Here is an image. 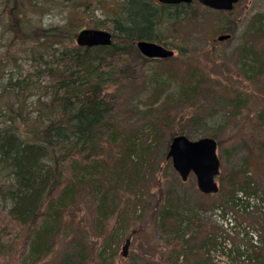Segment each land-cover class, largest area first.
I'll return each instance as SVG.
<instances>
[{"label":"rangeland","instance_id":"1","mask_svg":"<svg viewBox=\"0 0 264 264\" xmlns=\"http://www.w3.org/2000/svg\"><path fill=\"white\" fill-rule=\"evenodd\" d=\"M41 1H19L26 4L23 8L27 14L25 20L18 21L17 13L23 10L18 2L0 0V13L5 10L10 17L6 24L16 20L1 32L4 22L0 17V54L6 51L10 55L9 47L19 45V30L38 40L46 32L40 29L34 33L35 28L49 31L57 27L67 34L65 28L73 30L77 25L98 27L93 26L95 20L103 21L101 27L112 31L113 12L123 0ZM184 10L190 15L182 23L166 19L157 26L176 55L166 61L145 60L129 50L119 57L125 63L117 67L120 86L108 88L113 122L119 131L137 134L142 128L138 138L147 142L149 122H158L162 128L159 142L144 150L141 159L154 172L151 188L142 186L139 202L124 190L115 192L116 209L110 210L116 213L105 216L100 224L96 222L93 193L85 188L74 197L71 216H66L69 221L81 222L83 229L62 221L46 243L30 255L26 249L32 239L30 230L11 221L7 206L0 203V264H61L67 254L72 261L84 254L82 264H208L205 256L209 264L264 262V73L259 71L264 67L257 62L264 60V0H240L231 13L200 3ZM234 21L237 27L232 37L217 41L216 36L226 32L225 25ZM50 42L40 51L45 57L55 47L54 38ZM14 58L22 74L36 78L29 55L15 54ZM14 58L7 62L5 77L15 69ZM191 70L200 78L194 81L197 88L184 97L187 101L178 100L177 89ZM31 96L35 98L36 93ZM180 130L194 139L204 135L218 139V193L208 197L202 194L194 174L185 182L178 178L166 150L170 134ZM125 160L132 172L136 156L132 153ZM249 181L250 186L246 184ZM241 187L245 188L238 190L243 201L230 207L228 194ZM169 188L176 190L170 193ZM130 196L131 201L127 199ZM168 196L176 205L171 208L173 218L162 226L158 214ZM221 204L224 208L218 207ZM121 210L125 220L121 229L115 230ZM176 225L180 231L174 232ZM177 232H186L183 241L177 240ZM127 238L131 242L128 255L123 256ZM77 239H81L82 253L78 252ZM256 251L261 252L259 260L254 258Z\"/></svg>","mask_w":264,"mask_h":264},{"label":"trees","instance_id":"2","mask_svg":"<svg viewBox=\"0 0 264 264\" xmlns=\"http://www.w3.org/2000/svg\"><path fill=\"white\" fill-rule=\"evenodd\" d=\"M13 1L14 4L18 2L21 9L26 5L19 3L21 0ZM41 4H45V0ZM196 4H199L198 1L168 5L158 0H123L112 16L115 37L121 42L82 47L74 43L73 37H76L77 28L85 25H77L73 30L65 28L67 34L57 27L49 31L39 27L34 29V33L40 29L46 32L41 38L32 39L24 29V32L19 30V45L9 47L10 55L6 51L0 54V203L7 206L11 221L30 230L32 239L26 247L28 255L39 250L62 221L83 229L81 222L69 221L66 216H71L70 211L76 205L74 197L85 188L93 193L98 224L106 219L105 216L116 213L115 192L124 190L139 202L142 200V186L147 190L151 188L154 172H150L141 159L144 150L159 142L162 128L158 122L148 123L150 130L146 136L149 135L147 140L152 141L151 144L138 138L142 128L136 131L137 134L132 131L124 134L122 129L119 131L118 125L113 122V103L108 88L111 85L120 86L122 78L117 67L119 63H125L120 62L119 57L135 47L134 41L144 38L164 43L157 26L166 19L182 23L190 13L184 8ZM98 5H101L99 1ZM183 10L186 15H183ZM0 14L4 22L1 32H4L16 20L6 24L9 14L5 10ZM26 14L23 8L17 13L18 21L25 20L23 17ZM94 21L93 26H104L103 21ZM225 30L234 32L233 22L226 24ZM53 38L55 47H51L52 52L45 57L40 51L44 46L51 45ZM15 54L29 55L33 60L35 79L21 73ZM11 56L15 59V69L11 68L5 77L3 73ZM259 65L264 67V60ZM259 71L264 73V68ZM196 80L200 78L191 70L177 89L178 100L187 101L184 97L194 94ZM34 93L36 96L32 99ZM113 147L116 150L113 151ZM132 153L136 162H133L131 172L126 168L125 159ZM144 168L146 172H143ZM250 183L246 182L248 186ZM239 189L245 191L242 187L235 188L228 194L230 207L243 201L238 195ZM173 190L176 188H169L168 192ZM131 196L127 198L129 201ZM175 205L174 199L168 196L158 214L160 225L164 226L173 218L171 208ZM112 207L115 209L110 210ZM122 210L115 230L121 229L119 226L125 220ZM172 229L180 231L177 225ZM185 234L177 232L175 236L181 242ZM113 236L116 237L117 232ZM113 236H109L110 242L114 240ZM80 241L77 239L80 246L78 252L82 253L84 249ZM255 255L254 258L259 260L261 252L258 254L256 251ZM83 257L84 254L81 259L72 261L67 254L61 264H82ZM208 259L205 256L203 260L209 264ZM249 259L253 260V257L249 256Z\"/></svg>","mask_w":264,"mask_h":264},{"label":"water","instance_id":"3","mask_svg":"<svg viewBox=\"0 0 264 264\" xmlns=\"http://www.w3.org/2000/svg\"><path fill=\"white\" fill-rule=\"evenodd\" d=\"M164 3H190L193 0H159ZM202 4L218 8L231 9L238 0H199ZM230 34H220L218 40H224ZM77 42L80 45H108L112 43L111 32L100 28H83L77 34ZM137 46L149 57L166 58L173 55L174 51L163 45L150 41L139 40ZM167 157H171L174 168L181 177L187 179L190 172H194L198 188L206 194L218 191L217 175L220 172V160L217 154V140L212 136L190 139L183 133L173 136ZM130 239L123 245V256L128 255Z\"/></svg>","mask_w":264,"mask_h":264},{"label":"bare ground","instance_id":"4","mask_svg":"<svg viewBox=\"0 0 264 264\" xmlns=\"http://www.w3.org/2000/svg\"><path fill=\"white\" fill-rule=\"evenodd\" d=\"M158 1H159V0H158ZM239 1H240V0H238L236 3H234V6H233L231 9H218V8H213V7H211V8H212V9H215V10H218V11H226V12L231 13V11L233 12V9L235 8L236 4H237ZM159 2H160V1H159ZM160 3H161V2H160ZM177 4H178V3H177ZM168 5H172V4H168ZM182 13H183V15H186L187 12L183 10ZM189 15H190V13H188V15L185 16L184 20H185V19L187 18V16H189ZM236 27H237V23L234 21V22H233V28H234V31H235ZM96 28H100V29L108 30V29H106V28H102V27H96ZM108 31L111 32V35H112V43H113L114 41L119 42L120 38H116V37H115V29L112 30V31H111V30H108ZM227 34H230V37H228L227 39H224V40H228V39H230V38L232 37V35H233V32H228ZM139 40H150V39H144V38L137 39V41H139ZM224 40H220V41H224ZM137 41H136V43H134L135 47L132 48L131 50H135V51L137 52V54L139 53V55H140L141 57H143V58H146V59H153L152 57H149V56L145 55V54L140 50V48L137 46ZM150 41L157 42V43L163 45L164 47H166V48H168V49H172V50L174 51L173 55L168 56V57H166L165 59L172 58V57H174V56L176 55L175 48L168 46L167 43H166L165 41H164V43L159 42V41H155V40H150ZM75 43H76V45H78V46L86 47V45H80V44L77 42V39H76V38H75ZM112 43H111V44H112ZM111 44H108V45H111ZM99 45H102V44L92 45V46H88V47L99 46ZM103 46H106V45H103ZM260 61H261V60H258L257 62L259 63ZM177 134H180V133H176V134H173V135L171 136V138H170V140H169V143H168L167 150H166V158H167L169 161H171V163H172V159H171V157H169V158L167 157V153H168L169 146H170V142H171L173 136H175V135H177ZM187 136H188V135H187ZM205 136H206V135L201 136V137H205ZM188 137H189V136H188ZM189 138H190V137H189ZM198 138H200V137H198ZM198 138H196V139H198ZM190 139H194V138H190ZM216 139H217V138H216ZM217 141H218V139H217ZM218 147H219V142H218V144H217V151H218ZM218 157H219V155H218ZM219 160H220V172H219V174H218L217 177H216V179H217V183H218V178L221 176V159H220V157H219ZM172 167L174 168L173 164H172ZM174 170H176V169L174 168ZM176 172L178 173L179 178H180L181 181H183V182L187 181L188 178H189V176H190L191 174H193V171L190 172L189 175H188V177H187V179L184 180V179L181 177V175L179 174V172H178L177 170H176ZM219 191H220V185H219V183H218V191L215 192V193H218ZM215 193H211V194H215ZM240 193H241V192H238V195H239ZM239 196H241L242 199H243L242 194H240ZM220 207L222 208L223 205L221 204ZM127 239H128V238H127ZM129 239H130V238H129ZM130 240H131V239H130Z\"/></svg>","mask_w":264,"mask_h":264},{"label":"flooded vegetation","instance_id":"5","mask_svg":"<svg viewBox=\"0 0 264 264\" xmlns=\"http://www.w3.org/2000/svg\"><path fill=\"white\" fill-rule=\"evenodd\" d=\"M172 44H174V45H175V42H173Z\"/></svg>","mask_w":264,"mask_h":264}]
</instances>
